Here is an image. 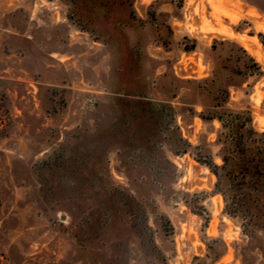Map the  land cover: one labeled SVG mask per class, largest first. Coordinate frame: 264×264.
Listing matches in <instances>:
<instances>
[{
    "label": "rangeland",
    "instance_id": "obj_1",
    "mask_svg": "<svg viewBox=\"0 0 264 264\" xmlns=\"http://www.w3.org/2000/svg\"><path fill=\"white\" fill-rule=\"evenodd\" d=\"M262 133L264 0H0V264H264Z\"/></svg>",
    "mask_w": 264,
    "mask_h": 264
},
{
    "label": "trees",
    "instance_id": "obj_2",
    "mask_svg": "<svg viewBox=\"0 0 264 264\" xmlns=\"http://www.w3.org/2000/svg\"><path fill=\"white\" fill-rule=\"evenodd\" d=\"M262 135H264V133H262ZM257 141H258L257 144L260 146V148L264 149V140H261V141L257 140ZM253 142H255V140ZM222 159H223V165L221 166V168L226 166L229 163V161L232 160V157L223 156ZM206 164L209 166V168L213 171V173L216 176H219V173H218L219 166L213 164L212 162H206Z\"/></svg>",
    "mask_w": 264,
    "mask_h": 264
},
{
    "label": "bare ground",
    "instance_id": "obj_3",
    "mask_svg": "<svg viewBox=\"0 0 264 264\" xmlns=\"http://www.w3.org/2000/svg\"><path fill=\"white\" fill-rule=\"evenodd\" d=\"M247 48H251V47H247Z\"/></svg>",
    "mask_w": 264,
    "mask_h": 264
}]
</instances>
